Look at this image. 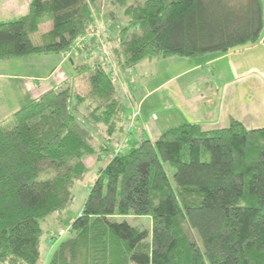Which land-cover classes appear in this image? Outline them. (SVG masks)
<instances>
[{"label": "trees", "instance_id": "16d2710c", "mask_svg": "<svg viewBox=\"0 0 264 264\" xmlns=\"http://www.w3.org/2000/svg\"><path fill=\"white\" fill-rule=\"evenodd\" d=\"M90 2L31 0L25 16L0 21V60L69 49L95 30ZM124 12L112 47L120 69L224 53L256 43L264 27L261 0H139ZM67 84L0 122V264H37L40 221L69 206L95 154L86 125L109 138L121 129L124 106L102 61L85 95ZM89 98L86 116L80 106ZM128 215L149 217L150 228L114 220ZM69 231L48 264H264V127L186 123L115 152Z\"/></svg>", "mask_w": 264, "mask_h": 264}, {"label": "crops", "instance_id": "0c3cea01", "mask_svg": "<svg viewBox=\"0 0 264 264\" xmlns=\"http://www.w3.org/2000/svg\"><path fill=\"white\" fill-rule=\"evenodd\" d=\"M110 1L91 0L90 4L105 34L113 38L116 34L110 27L116 19V4ZM30 2L0 0V21L25 16ZM261 4L264 22V0ZM122 14L123 20L127 19L124 10ZM93 60L99 58L90 38L68 57L60 52L1 59L0 122L46 91L69 82L78 66H86ZM154 60L158 62L155 58H144L132 66L131 83L127 69L117 71L123 121L112 140L101 138L99 147L117 145L122 151V147H131L144 139L155 141L164 131L186 123L198 124L204 131L226 128L232 119L246 129L264 127V27L256 43L230 48L224 53L170 57L167 60L175 66V74L149 88V80H154L151 72ZM109 152L102 155L107 162L112 157ZM98 168L91 172L92 181Z\"/></svg>", "mask_w": 264, "mask_h": 264}, {"label": "rangeland", "instance_id": "374dc122", "mask_svg": "<svg viewBox=\"0 0 264 264\" xmlns=\"http://www.w3.org/2000/svg\"><path fill=\"white\" fill-rule=\"evenodd\" d=\"M104 1L106 3V0H104ZM138 1L139 0H125L122 5L121 4L115 5V8H116V17L115 18L116 19L112 21L113 23L110 27L111 28L110 30L112 31V33L116 34L115 36H113V38H109L108 37L109 34L108 35L105 34V32L103 30L104 28L102 27V24H101V20H99V18L97 19L96 18L97 16H95L97 14V12L95 11V8L91 7L92 14L96 20V25H95L96 27L92 33H97L100 36V37H98V41H99V38L104 39L105 43L108 41L107 44H108L109 52L111 53L109 61H111L110 66H111V63L113 66L112 70H111V74L113 77L115 87L117 89V93L119 91L118 86H117V81H118L117 71L120 70V68L118 66H115L116 60H115V56L113 54L112 47L118 46L119 42L116 39V36L118 34L117 31L120 30V28H122L124 25H126L128 23V20H129L128 16H126L127 19L123 20L124 16L122 14V11L123 10L125 11V8L127 6L132 5V4L134 5ZM140 1L142 2L144 0H140ZM108 3L109 2H107V4ZM109 16L111 18H113V16L111 14ZM109 26H110V24H109ZM82 37L83 36H80L79 38H77L75 40V42L69 47V50H71V53L73 51L78 52L79 49L81 48V46L84 45V43H81ZM90 40L92 41V45H93V47L97 53V56L99 58L98 42L95 40V38H93V39L90 38ZM75 43L76 44L78 43L80 48L75 46ZM152 59H154V58H152ZM155 59H157L158 62H156L155 60L152 61V65H153L152 70L153 71H151V72L153 73L152 77H154V80H149V83H148V85L150 86L149 88H151L154 84L156 85L160 80L167 78L170 75L175 74V72H176L175 66L169 65V60H167L169 58H166V59L155 58ZM99 60H100V58H99ZM99 60H98V62H99ZM96 62L97 61L93 60L92 62H90L86 66L83 65L82 68H80L81 70L77 69L78 72L74 74V77L67 84L69 87H72V93H74L75 95L78 93L85 95L88 92V88H89L88 78H89V75L92 72L93 67L95 66ZM129 68H132V67H129ZM128 72L130 73L129 82L131 83L134 81V80L132 81V78H131L132 69L128 70ZM75 101H76L75 98H72V104L75 103ZM80 108H81V113L88 116L89 112L93 108L92 100L90 98L87 99L84 104H81ZM79 116L81 117V115H79ZM86 127L89 129L90 134L92 135L91 143L95 146V150H96L95 154L90 155V156L85 158V165L87 166L88 170L82 179H80L74 183V185L72 187L73 199H72L71 203L69 204V206L66 209H64L61 213H56L53 216H50V217L40 221V226L42 229V235H41V239H40V257H39L37 264H48L50 261V258L52 256L53 251L58 246L60 241L66 239L67 237H69L71 235L70 231H69L70 223L82 211L84 201H85L86 196L89 192V189L93 183V181L91 179V177H92L91 172H93V170L95 171L96 168H98L97 165H104L105 163H107V160H106L107 158L102 157V155L103 156L105 155L104 152L110 151L109 152V157H110L115 152L119 151L120 147H117V145H115L114 147H99L98 143H99V140L101 141V138H104L106 140H108V139L112 140V136H110V138H109V136L105 135L103 126H99V129L92 126V125H86ZM102 148H107V149H104L103 151H101ZM127 148H129V147H122L121 149L123 152H125V150H127ZM165 169L168 173L169 180L173 184V180H172V171L173 170H172V168L168 164H165ZM54 218H55V220H54ZM114 220L126 221L131 225H136V226H139V227L145 228V229L150 228V224H151V220L147 216H130V215H128V216H115ZM206 264H208V263H206Z\"/></svg>", "mask_w": 264, "mask_h": 264}, {"label": "built area", "instance_id": "2783aa9c", "mask_svg": "<svg viewBox=\"0 0 264 264\" xmlns=\"http://www.w3.org/2000/svg\"><path fill=\"white\" fill-rule=\"evenodd\" d=\"M98 37H100L97 33H89V34H86L84 35L82 38H81V43H85L89 38H95V40L98 42V54H99V58H100V61H102L105 66L107 67V70L111 71L112 70V63H111V66H110V62L109 61V58H110V55L111 53L109 52V48H108V44L107 42L105 43L104 39L102 38H99V41H98ZM75 46L79 47V44L75 43ZM64 57H68L71 53V50L67 49L65 51L62 52ZM130 70V68L128 69Z\"/></svg>", "mask_w": 264, "mask_h": 264}]
</instances>
